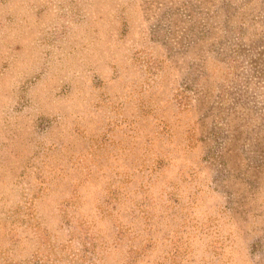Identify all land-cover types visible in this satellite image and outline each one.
<instances>
[{
    "label": "rangeland",
    "instance_id": "1",
    "mask_svg": "<svg viewBox=\"0 0 264 264\" xmlns=\"http://www.w3.org/2000/svg\"><path fill=\"white\" fill-rule=\"evenodd\" d=\"M0 264H264V0H0Z\"/></svg>",
    "mask_w": 264,
    "mask_h": 264
}]
</instances>
